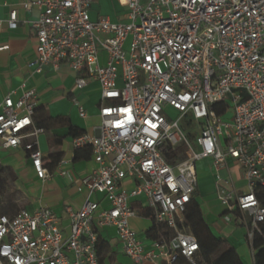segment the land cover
<instances>
[{"label":"built area","instance_id":"obj_1","mask_svg":"<svg viewBox=\"0 0 264 264\" xmlns=\"http://www.w3.org/2000/svg\"><path fill=\"white\" fill-rule=\"evenodd\" d=\"M94 0H31L38 17L27 24L37 47L32 74L66 65L76 74L75 89L98 83L101 103L97 135L72 140L89 147L97 165L80 180L87 195L79 210L66 208L64 234L52 210H20L0 216V264H99V233L113 228L123 254L133 264L151 262L129 220L131 201L144 206L167 237L152 247L164 250L166 264L182 257L194 264L198 245L184 220L197 185L195 166L210 160L216 169L232 161L242 171L245 191L216 172V198L226 224L246 227L252 244L264 223L255 196L264 186V0H125L126 21H91ZM16 12L8 28L17 26ZM106 57L105 64L100 56ZM80 118L86 112L73 100ZM216 104L225 112L218 115ZM37 96L21 87L0 102V145L21 149L39 180L48 175L34 139ZM169 110L175 117L167 121ZM231 113V120L222 119ZM170 118V117H169ZM182 149L168 163L166 154ZM125 181L134 183L126 191ZM102 196L109 208L92 201Z\"/></svg>","mask_w":264,"mask_h":264},{"label":"crops","instance_id":"obj_2","mask_svg":"<svg viewBox=\"0 0 264 264\" xmlns=\"http://www.w3.org/2000/svg\"><path fill=\"white\" fill-rule=\"evenodd\" d=\"M30 1L0 0V102L12 92L16 93V97L19 96L23 85L25 90L35 92L36 107L52 119L48 131L34 139L37 149L41 152L43 167L48 177L45 180L36 177L25 151L5 150L0 145V167L8 169L9 175L11 174L3 190V193L10 197V202L4 204L0 216L12 217L20 210L35 212L48 208L58 218L61 231L67 234L70 222L66 208L72 210L81 208L87 191L82 189L78 192L80 180L97 167L92 154L89 156L81 154L78 160H74L73 137L69 135L68 129L71 126L82 131L83 135L90 137L97 135V128L100 126V91L98 83L93 80H88L82 90H76L74 86L76 74L66 65L60 66L57 71L47 66L41 74H32L28 66L35 57L37 40L34 30L27 23L35 20L39 13L35 8L30 10L24 8V5ZM124 2L125 0H94L89 18L91 21L107 18L112 23H124L127 14ZM12 11L16 12L15 29L8 28L7 24ZM100 59L101 63L105 64L104 54H101ZM73 100H77L84 109L86 118L82 119L78 116ZM58 119H63L64 122L56 121ZM56 156L59 159L55 163L54 170L49 173V166ZM195 171L197 185L193 197L196 199V195H199L202 199V202L198 203L204 222L215 237L226 240L234 248L242 264H254L246 227L235 222L226 224L223 221L224 210L215 192L216 172L223 175L221 178H229L237 191H245L241 169L229 160L216 171L210 160H203L196 164ZM133 187L134 183L130 181L122 184V188L126 191ZM91 200L99 202L103 210L109 208L108 203L103 201L100 195H93ZM144 203L143 198L131 201V207L137 216L129 220V227L143 244L144 251L154 255L151 262L143 264H166L163 256L165 251L154 249L152 247L154 240L147 236L153 227V222L150 218L141 215V210L148 211ZM99 236L109 246V259L106 264H133L123 254L113 228L103 229Z\"/></svg>","mask_w":264,"mask_h":264},{"label":"trees","instance_id":"obj_3","mask_svg":"<svg viewBox=\"0 0 264 264\" xmlns=\"http://www.w3.org/2000/svg\"><path fill=\"white\" fill-rule=\"evenodd\" d=\"M215 111L218 115H223L225 112V107L223 104H216L214 106ZM33 121L34 125L38 129H42L43 132L48 131L51 126V121L48 116H46L41 109L35 108L33 112ZM56 121L64 122L63 119H58ZM69 135L74 138L82 136L84 133L79 131L71 126H69ZM81 154L89 156L91 154V149L85 147L83 149L75 150L74 160H78L81 157ZM182 157V149H178L176 153L166 154L165 159L168 163H173L176 158ZM59 157H53V160L49 166L48 172L54 170L56 161ZM9 170L3 167H0V190H4V184L6 180L11 177L9 175ZM5 195V194H4ZM255 196L259 205L264 208V186H257L255 189ZM4 202H0V213L2 212V207L5 203H9L10 198L8 195L4 196ZM149 211V210H148ZM141 210V215L145 218H150L153 222L152 229L149 230L147 236L154 241H157L161 238L167 237V229L165 226L157 224L153 214L149 211ZM186 225L195 238L198 245V252L196 253L193 261L194 264H242L240 259L234 250L226 240L215 237L209 227L203 220L202 213L200 210V205L195 197L192 196L190 203L187 205L185 212L183 214ZM259 231L255 232L254 238L251 244L253 251V260L254 264H264V223L259 224ZM96 252L99 264H106L108 262V253L109 246L107 242L98 237L96 243ZM176 264H191L186 259L178 257Z\"/></svg>","mask_w":264,"mask_h":264},{"label":"rangeland","instance_id":"obj_4","mask_svg":"<svg viewBox=\"0 0 264 264\" xmlns=\"http://www.w3.org/2000/svg\"><path fill=\"white\" fill-rule=\"evenodd\" d=\"M168 115H169V117H167L166 116V119H167V121H171V118H173V117H175V112L174 111H172V110H169V113H168ZM231 116H232V114L229 112L226 116H224L223 117V119H222V121L223 122H228V121H230L231 120ZM220 177H223V175L222 174H220ZM4 188V187H3ZM4 191H2V190H0V202H4V193H3ZM8 200H10V198H7ZM196 200L199 202V203H201L202 202V199H201V197L198 195H196ZM217 221H218V219H217ZM217 226H218V224H217ZM243 239H244V237H243Z\"/></svg>","mask_w":264,"mask_h":264}]
</instances>
